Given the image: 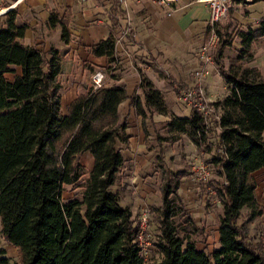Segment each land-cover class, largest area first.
<instances>
[{
    "label": "trees",
    "instance_id": "1",
    "mask_svg": "<svg viewBox=\"0 0 264 264\" xmlns=\"http://www.w3.org/2000/svg\"><path fill=\"white\" fill-rule=\"evenodd\" d=\"M258 1L262 0H236ZM14 19L12 9L0 18V234L16 249L18 264H264V238L251 239L247 227L263 214L253 173L264 169V77L249 66L253 60L249 43L264 36V19L257 29L234 32L239 49L226 65L218 58L231 44L215 23V71L228 91L211 102L218 109L214 122L218 142L207 160L215 170L210 187L220 205L218 246L210 252L196 247L195 236L203 237L202 230L177 194L186 172L159 165L160 201L149 207L142 231L148 241L147 226L154 223L152 245L158 259L150 262H145L137 245V218L109 189L123 164L115 144L125 145L128 138L125 122L117 114L126 97L124 88L102 81L100 87L72 99L61 114L58 58L54 52L45 57L22 44L27 25ZM48 21L53 23V18ZM58 25L66 43L65 21ZM114 44L108 36L87 47L92 56L105 58L104 74L112 80L117 78ZM138 90L140 98L137 95L131 104L145 139V120L168 113L160 92L144 77ZM163 126L169 139L185 136L198 151L210 153L208 126L195 110L188 117L168 116ZM83 152L92 157L87 172L78 161ZM78 181L79 198L63 200V187L77 186ZM7 263L1 256L0 264Z\"/></svg>",
    "mask_w": 264,
    "mask_h": 264
},
{
    "label": "crops",
    "instance_id": "2",
    "mask_svg": "<svg viewBox=\"0 0 264 264\" xmlns=\"http://www.w3.org/2000/svg\"><path fill=\"white\" fill-rule=\"evenodd\" d=\"M6 2L7 7L15 11V23L27 25L19 41L43 53L45 57L54 52L58 58L60 71L56 76V82L60 86L61 114L65 113L66 105L77 95L93 89L90 75L95 71L102 73L104 84L120 85L124 88L126 97L118 104L117 114L118 119L125 122L124 132L128 138L125 145L115 144L123 164L116 174L114 191L121 200V192L126 194V189H132L131 198H137L138 201H134V204L131 202L136 208L137 218L141 209L155 199L152 198L154 188L158 197V182L156 181L153 188L151 182L153 175L141 172V167L149 156L144 150V130L140 116L135 114L131 100H135L137 95L140 98L138 90L140 77H144L160 92L163 101L166 96L173 93L175 87L191 86L193 83L201 86L207 94V99L212 98L211 89L222 83L219 75L215 73L214 77L205 76L197 82L190 74L200 63L197 50L206 37L205 7L195 0H176L165 4H159L154 0H126L125 5L116 0H6ZM230 3L231 0L225 17L216 23L220 31L227 32L231 28L234 34L236 30H244L247 27L257 29L258 21L264 19V0L254 3H231L232 5ZM2 12L3 10H0L1 14ZM50 18H53V23L48 21ZM59 20L65 21L68 33L66 43L60 39ZM127 23V32L122 34ZM49 25H52L54 30L48 29ZM50 32L53 33V43ZM108 36H112L114 40L119 38L114 44L116 80L105 76L104 57H95L87 52L88 46ZM233 44L235 50H238V40ZM249 48L253 53V60L249 66L257 67L264 77V36L250 42ZM151 116V119L145 120V132L151 122L168 120V115ZM214 129L217 134L216 126ZM78 161L85 172L91 169L92 157L88 152H83ZM253 176L257 185L256 199L263 208V214L254 221L264 229V169L255 171ZM85 177L86 173L81 179ZM125 182L126 185L123 184ZM187 186L188 182L183 178L177 188L185 209L187 198L189 200L192 198V192ZM129 210L131 212V209ZM215 240L217 246V231Z\"/></svg>",
    "mask_w": 264,
    "mask_h": 264
},
{
    "label": "rangeland",
    "instance_id": "3",
    "mask_svg": "<svg viewBox=\"0 0 264 264\" xmlns=\"http://www.w3.org/2000/svg\"><path fill=\"white\" fill-rule=\"evenodd\" d=\"M232 4L237 3L236 0H231ZM230 3V4H231ZM231 4V5H232ZM0 10H3L7 7L8 2L6 0H0ZM237 9L239 7H236ZM1 18V13H0ZM50 26V28H49ZM47 26L48 29H53L52 25ZM236 36V38H235ZM233 34L232 29H228L225 35L226 39H229L230 46L229 47H223L221 49V59L218 58V62L221 64L226 63V59L229 57H232L234 55L235 51V44L233 42H237V35ZM50 38L51 42L53 43L54 37L53 33L50 32ZM218 46H216L210 51V55L212 58V66L209 68V74L207 77H214L215 76V65H214V56L217 53ZM43 54V53H42ZM43 56H45L43 54ZM191 74V73H190ZM7 78H10V75H6ZM205 78V77H203ZM202 78V79H203ZM200 79L199 81H201ZM191 87H199L201 90V86L197 83H193L191 86H177L174 88L173 93H171L169 96H166L167 98L164 100V104L166 106L168 113V116H176V117H188L191 113V108L183 104L178 99V90L182 88H191ZM204 98H207V94L204 93L202 90ZM210 96L212 97L209 101H215L217 99H221L225 95H227L228 91L225 88V85L223 83L216 84L210 91ZM152 117V116H151ZM151 117L149 119H151ZM215 119L213 116L209 117V125H208V142L210 143L211 150L209 154H204L200 151H198L188 140L185 136H181L178 140H171L168 138V136L165 133L164 130V122H151V125H148L146 128V138L144 140V150L148 154V158L146 159V162L144 163L143 167H141V172L153 175L151 182L154 184L159 182V170L158 166H163L165 168L171 169V170H180L183 169L186 172V175L183 177L186 179V182H188V188H190L189 191L192 192V198L190 197V200L187 198L186 200V209L184 208L183 201L182 206L185 211H187L196 226H199L202 230L203 237L196 235V247L201 248L206 252H210L212 249L216 248V215L220 211V205L218 203V200L214 198V195H211L210 191L212 188L210 187V181L216 178L215 176V170L213 166L208 163V158L210 155L214 154V148L213 146L217 145L218 138L216 134L215 127ZM201 164L205 166L208 175L207 179L205 181L196 182L192 180L191 177V168ZM181 178V180L183 179ZM82 181V179H81ZM81 181H78L77 186H64L63 191L61 193V198L63 200L69 198V197H77L79 198L80 194V188L79 185ZM131 182V181H130ZM133 183V182H132ZM126 185V182L123 183ZM123 185V186H124ZM132 187V185H130ZM115 185H112L109 187L110 191H114ZM124 187H122L123 189ZM133 188V187H132ZM125 190V189H124ZM157 191H158V184H157ZM126 194L121 192V200H119V205L121 207H128L131 209L132 215H134L133 218L136 219V208L132 206V203L134 204V201H137V198H131L132 196V189H126ZM155 188L153 192L154 200L151 201L150 205H146L141 209V211L146 210V220L149 216V207L158 205L159 204V191H158V197L155 195ZM158 198V199H157ZM217 200V202H216ZM132 202V203H131ZM138 202V201H137ZM198 202V203H197ZM129 204V205H128ZM245 212V208H242L241 213L243 214ZM243 216V215H242ZM139 215L137 216L138 219ZM243 217L238 219V222L242 220ZM257 217L251 219L247 223L248 227V236L251 239H258V238H264V229H262V225H258V223L255 224V219ZM257 222V221H256ZM146 223V222H145ZM147 232H148V243L149 247L146 248L144 259L145 262H150L152 260L158 259V254L155 251V247L152 245L153 235L155 233V227L154 223H150L147 226ZM202 238V239H201ZM0 250L3 251V254L0 255V257L4 256L7 258L8 263L7 264H18V254L16 249L6 243L0 234Z\"/></svg>",
    "mask_w": 264,
    "mask_h": 264
},
{
    "label": "built area",
    "instance_id": "4",
    "mask_svg": "<svg viewBox=\"0 0 264 264\" xmlns=\"http://www.w3.org/2000/svg\"><path fill=\"white\" fill-rule=\"evenodd\" d=\"M118 3L125 5L126 0H116ZM159 4H165L168 2H175L176 0H154ZM196 3L205 7L207 12L206 21V37L204 41L198 47L197 53L199 57V65L191 70L193 78L199 82V80L209 74V68L212 66V58L210 51L216 46L218 38L215 34V23L225 17L230 0H195ZM9 7L3 9L4 13ZM127 26L122 31V34H126ZM121 34V35H122ZM116 38L115 41H118ZM90 81L92 88L100 87L103 81V75L100 71H95L90 75ZM178 99L195 110L202 118L206 126L209 125V117L213 116L215 120L218 119V109L214 107L211 102L204 98L203 92L199 87L182 88L178 90ZM217 128V127H216ZM208 172L205 166L198 164L191 168V177L193 181L201 182L207 179ZM211 195H214L213 190L210 191ZM217 202V200H216ZM146 210L141 211L138 217L139 232L137 235V245L144 257L146 248L149 247V243L142 236V231L145 229L146 222Z\"/></svg>",
    "mask_w": 264,
    "mask_h": 264
}]
</instances>
